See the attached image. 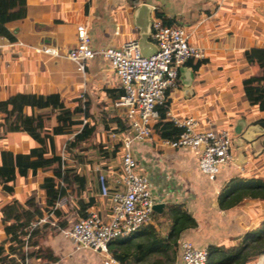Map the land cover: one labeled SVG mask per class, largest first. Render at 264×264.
Wrapping results in <instances>:
<instances>
[{"label":"crops","instance_id":"crops-1","mask_svg":"<svg viewBox=\"0 0 264 264\" xmlns=\"http://www.w3.org/2000/svg\"><path fill=\"white\" fill-rule=\"evenodd\" d=\"M141 5L149 8V23L160 14L183 29L190 46L202 48L206 54L203 60H191L178 68L176 87L167 92V110L178 120L195 119L197 131L230 132V164L212 180L198 173V152L171 149L154 133L150 141L133 147L137 172L148 177L154 203L164 205L160 212H155L157 216L169 206L185 205L198 226L184 233L180 240L205 248L212 242L199 233V221L202 217L215 218L220 192L234 178L264 180V129L257 124L264 119V113L248 103L242 85L252 74L246 54L264 50V0H26L23 18L7 25L15 40L9 42L0 37V101L19 93L58 94L65 107L74 106L75 100L87 104L89 117L84 121L95 126V137L86 145L84 164L68 161L67 166L87 176L84 201L93 200L87 211L107 222L110 202L100 196L97 175H106L111 186L121 159L98 161L94 167L88 161L93 143L109 146L116 142L111 134L124 119L123 110L114 106L121 90L105 60H91L80 73L65 56L76 45L78 25L86 27L94 49L138 42L136 14ZM148 42L153 44L149 37ZM43 48H52L56 54L43 53ZM70 140L71 136L56 138L60 151ZM33 146L26 134L0 129V152L27 153ZM41 178L37 174L20 179L12 198L24 204L33 196L36 206H43ZM5 196L0 188V206ZM62 201L56 208L61 210L60 221L68 222V228L78 217L74 213L72 219L67 206L73 204L71 195L59 200ZM247 203L251 202L244 204ZM208 205L212 209L205 207ZM162 221L157 217L151 223L160 229ZM45 222L38 226L35 248L47 249L57 259L48 264H103L101 256L89 249L75 251L69 243L62 245L61 233L66 228L55 233L57 222L50 220L49 226L43 228ZM3 237L0 222V241ZM176 262L179 264V258ZM28 264L40 261L33 258Z\"/></svg>","mask_w":264,"mask_h":264},{"label":"trees","instance_id":"trees-1","mask_svg":"<svg viewBox=\"0 0 264 264\" xmlns=\"http://www.w3.org/2000/svg\"><path fill=\"white\" fill-rule=\"evenodd\" d=\"M25 5L26 0H0V37L9 42L15 40L7 25L23 18ZM156 18L164 25L172 26L160 14H156ZM246 58L252 74L243 81V92L248 103L264 113V50L248 52ZM88 111L87 104L79 100L74 101V106L65 107L58 94L19 93L0 101V129L6 133H24L35 144L27 153L0 152V188L6 194L0 206L4 234L0 241V264H25L26 261L28 264L33 258L40 264L54 263L57 259L47 249L35 248L40 233L39 221L49 215V221L42 224L43 228L49 226L50 220L57 222L53 228L55 233L66 228L68 222L60 221L62 213L55 206L69 195L78 218L85 217L86 211L92 207V198L84 201L87 176L75 167L67 166L68 161L83 165L87 158L86 145L96 133L95 126L83 124V120L89 117ZM158 112L159 121L154 125L153 133L162 140L176 139L180 130L165 121V108H159ZM120 122L121 125L114 130L118 135L128 129L125 117ZM257 124L264 129V119ZM59 136H71L61 151L56 141ZM90 148L93 151L91 161H88L90 166L94 167L98 161L121 159L119 142L109 146L108 143L95 142ZM37 174L42 175L39 189L44 196V205L36 206L33 196L24 204L14 200L12 195L18 181ZM245 201H250L252 206L264 202V180L234 178L218 195L217 207L226 213L241 207ZM157 217L163 219L161 224L165 227L156 229L150 223L127 239L110 242L108 251L112 257L120 264H167L161 258L169 264L176 263L180 237L195 230L197 221L185 205L169 206L161 216L154 212L152 221ZM32 224L38 225L32 228ZM244 237L245 240H232V247H228L229 240L208 244L205 247L207 264H254L260 256L264 257V225L250 227ZM25 245L27 252L24 251ZM31 248L34 250L30 251Z\"/></svg>","mask_w":264,"mask_h":264},{"label":"built area","instance_id":"built-area-1","mask_svg":"<svg viewBox=\"0 0 264 264\" xmlns=\"http://www.w3.org/2000/svg\"><path fill=\"white\" fill-rule=\"evenodd\" d=\"M149 38L156 48L150 57L141 55L134 40L119 48L94 49L86 27L78 25L76 45L65 56L80 73L84 72L86 63L95 58L109 63L121 90L114 106L123 110L128 126L120 135L111 134V138L121 144L120 169L113 173L111 186L106 175L100 173L98 176L100 196L110 202L109 220L104 222L96 213L86 211L85 217L76 218L61 233L73 250L89 249L101 256L103 264H120L108 251L110 242L127 239L152 222L155 203L148 178L137 172L133 147L150 141L153 127L159 121V108H165V121L180 130L176 139L162 140V144L171 149L198 152L197 171L202 177L214 179L231 161L232 141L228 132L197 131L195 119L178 120L166 108L167 92L176 87L178 68L189 60H203L204 50L190 46L181 27L166 26L155 17L150 22ZM42 51L56 54L52 48ZM86 123L83 120V124ZM62 203L58 201L55 208ZM48 218L46 216L39 224ZM177 249L179 264H207L205 248L179 240ZM24 251H28L26 245ZM263 259V256L258 258L254 264H262Z\"/></svg>","mask_w":264,"mask_h":264},{"label":"rangeland","instance_id":"rangeland-1","mask_svg":"<svg viewBox=\"0 0 264 264\" xmlns=\"http://www.w3.org/2000/svg\"><path fill=\"white\" fill-rule=\"evenodd\" d=\"M149 188H150V182H149ZM150 192H151V188H150ZM152 199L154 200L153 196ZM67 206L70 209L69 212L71 214L72 219H75V215H74L75 212L72 207L73 205L72 206L67 205ZM205 207L212 209V205H208ZM72 222L73 220H71V223ZM199 224H200L199 233H201L202 236H205V238L210 240L209 242H212L214 244H220L223 241L229 240L227 241L229 244L228 247H232L233 245V243H231L232 240L241 241L246 239V237L244 236L246 235L250 227L255 225L262 227L264 225V202L259 203L255 206H252L251 203H247L246 205L242 204L241 207L233 209L228 213L220 214L219 211H217L214 219H208L206 217H202L199 221ZM162 226L165 227V225ZM162 233L165 234L164 232ZM61 244L66 245L68 244V242L62 240ZM178 258H179V252L177 251L176 261L178 260ZM161 260L169 264V262H166L165 259L161 258ZM174 264H177V262ZM262 264H264V259L262 261Z\"/></svg>","mask_w":264,"mask_h":264},{"label":"water","instance_id":"water-1","mask_svg":"<svg viewBox=\"0 0 264 264\" xmlns=\"http://www.w3.org/2000/svg\"><path fill=\"white\" fill-rule=\"evenodd\" d=\"M148 12L149 8L146 5H141L137 9L136 14V25L140 30V39L138 40V48L143 57H150L156 51V48L153 44L148 42V37L150 34V23L148 21ZM164 207L163 204H155L153 206L154 212H160ZM262 256L259 257V259Z\"/></svg>","mask_w":264,"mask_h":264}]
</instances>
